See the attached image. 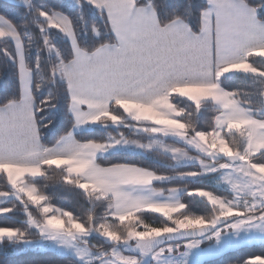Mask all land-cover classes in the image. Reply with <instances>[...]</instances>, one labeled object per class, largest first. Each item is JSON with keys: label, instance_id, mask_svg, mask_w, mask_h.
<instances>
[{"label": "snow or ice", "instance_id": "obj_1", "mask_svg": "<svg viewBox=\"0 0 264 264\" xmlns=\"http://www.w3.org/2000/svg\"><path fill=\"white\" fill-rule=\"evenodd\" d=\"M9 76L0 215L20 220L0 250L205 264L264 245V0H7Z\"/></svg>", "mask_w": 264, "mask_h": 264}, {"label": "trees", "instance_id": "obj_2", "mask_svg": "<svg viewBox=\"0 0 264 264\" xmlns=\"http://www.w3.org/2000/svg\"><path fill=\"white\" fill-rule=\"evenodd\" d=\"M7 3L6 0H0V5ZM10 79L9 76L6 80H0V88H5L10 86ZM50 183V182H49ZM45 191H47L45 189ZM186 199H192L186 197ZM70 202L68 200L62 201H54L56 206L60 204L68 205ZM155 216L156 214H150ZM20 220L19 216H12L11 214L1 215L0 216V226H18V222ZM261 250H264V245L259 244H252V245H245L238 251H233L221 255L219 257H214L205 260V264H226V261L229 256L233 255H249L252 253H259ZM37 253L31 249L20 248L16 250H0V264H31V261L35 259Z\"/></svg>", "mask_w": 264, "mask_h": 264}, {"label": "rangeland", "instance_id": "obj_3", "mask_svg": "<svg viewBox=\"0 0 264 264\" xmlns=\"http://www.w3.org/2000/svg\"><path fill=\"white\" fill-rule=\"evenodd\" d=\"M7 1V0H6ZM1 216V215H0ZM260 243V241H254V242H250L248 245H252V244H259ZM210 258H214V257H208V258H206L205 260H207V259H210Z\"/></svg>", "mask_w": 264, "mask_h": 264}]
</instances>
